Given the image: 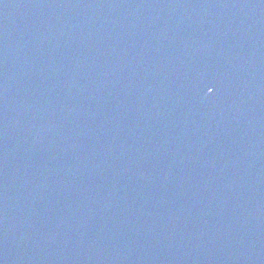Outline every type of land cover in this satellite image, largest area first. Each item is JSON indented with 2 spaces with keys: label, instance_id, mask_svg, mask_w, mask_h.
Here are the masks:
<instances>
[{
  "label": "water",
  "instance_id": "95a60500",
  "mask_svg": "<svg viewBox=\"0 0 264 264\" xmlns=\"http://www.w3.org/2000/svg\"><path fill=\"white\" fill-rule=\"evenodd\" d=\"M0 264H264V0H0Z\"/></svg>",
  "mask_w": 264,
  "mask_h": 264
}]
</instances>
